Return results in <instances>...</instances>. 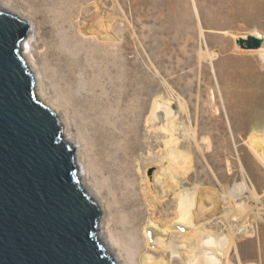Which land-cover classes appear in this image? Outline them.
Masks as SVG:
<instances>
[{
    "label": "rangeland",
    "instance_id": "obj_1",
    "mask_svg": "<svg viewBox=\"0 0 264 264\" xmlns=\"http://www.w3.org/2000/svg\"><path fill=\"white\" fill-rule=\"evenodd\" d=\"M2 2L22 14L32 27L27 50L32 51L46 97L60 104L66 122L70 116L67 95L52 72L58 66L49 60V42L57 46L73 42L69 68L77 65L74 52L82 51L93 65L100 66L104 57H115L120 68L131 65L142 78L141 88L142 80L150 79L149 90L134 101L135 108H142L145 101L147 111L126 154L143 199L133 226L135 247L125 246L117 232L110 234L120 262L146 264L147 254L157 257L155 248L145 244L142 227L150 216L159 227L171 222L175 217V191L195 189L191 209L198 232L184 248L177 246L179 237L174 233L165 234L176 245L174 248L182 255L197 251L199 243L206 244L210 235L217 238L222 233L228 250L217 264H264V220L259 221L252 212L243 222L245 231H232L231 225L238 222L224 215L228 203L232 204L231 192L240 188L255 192L253 205L264 213V165L247 145L249 135L264 129V60L254 50L238 48L233 39L235 35L258 33L264 48V0ZM85 31L91 32L90 36H85ZM73 72L72 91L78 92L84 73L80 69ZM166 99L171 101L170 106L174 103L177 108L181 103L184 109L178 114L182 125L174 135L177 140L162 127L159 111L150 127L145 126L152 104ZM68 133L78 138L76 130ZM83 167L79 164L78 170L83 172ZM87 181L101 191L89 175ZM147 181L152 185L151 195H147ZM149 197L152 208L143 202ZM103 199L109 202L107 195Z\"/></svg>",
    "mask_w": 264,
    "mask_h": 264
},
{
    "label": "bare ground",
    "instance_id": "obj_2",
    "mask_svg": "<svg viewBox=\"0 0 264 264\" xmlns=\"http://www.w3.org/2000/svg\"><path fill=\"white\" fill-rule=\"evenodd\" d=\"M0 9L24 19L22 14L13 8H9L2 0H0ZM27 23L29 24L28 21ZM29 28L27 31L29 35L26 34L20 42V55L25 61H28L27 67L33 76V80H35L34 85L37 87L35 91L38 92V97H42L41 100L44 101V104L49 105V108L54 111L58 122L61 125L64 123V126H62L63 140L72 148L75 164L77 166L79 164L84 165L83 172L77 169V175L81 180L79 185L84 189V192L89 193V196L99 206L101 216H99L96 226L97 240L101 242L105 253L114 259L115 264H122L120 255L115 249L116 246L110 239V234L114 231L117 232L119 236L117 234L116 236L120 237L119 239L123 241L125 246L135 247L136 232L133 226L135 219L140 215L139 204L143 199L139 193L140 191L137 192L138 185L136 186L137 183L133 178L132 170L127 165L126 154L131 144L135 142L142 114L147 111L145 101L142 102L144 104L142 108H135L134 101L143 92L149 90L146 87H150V79L147 77L142 80L144 87L141 88L140 81L142 78L140 79L136 75L131 65L129 68H120V62L115 57H104L100 61V66L93 65L90 62V57L82 51L74 52L77 65L75 68H69L67 62L70 54H72L70 48L73 42L60 43L59 46L56 45V42H49V60L58 66L52 72L60 80L67 95L66 105L70 116L67 118L69 121L66 122V116L62 112L60 104H56L46 97L42 78L36 67L32 51L30 48L27 50L26 44L32 38L30 32L32 27L30 30ZM90 33L85 31L83 34L90 36ZM254 35L261 37L258 33ZM101 37L107 38L105 35ZM238 37H245V35L233 36L234 41ZM238 48L240 47L238 46ZM244 50H254L258 53L259 58L264 60V48L262 46L257 49ZM76 69L82 70L85 80L80 91L73 92L72 89L75 86L73 71ZM92 73L97 76L92 75ZM170 104L171 101L168 99L156 101L152 104L150 113L147 114L144 121L145 126L150 127V121L156 111L161 112L159 119L162 122V127L167 131L169 130L171 139L173 137L174 140H177L174 135L182 125L178 119V114L183 112L184 109L180 105L181 103L177 104L176 109H172ZM71 130H76L77 139L76 136L68 133ZM247 145L253 155L264 165V129L259 133L249 135ZM88 175L101 189L100 192L96 191L87 181ZM147 188L149 191L147 195H149L152 188L149 181H147ZM231 193L233 195L232 204L228 203V210L225 211L224 215L231 218L230 221L238 222L231 225L230 229L232 231H245L246 226L243 225V222L250 217L252 212H255L259 221L264 220V213H261L255 204L253 205L254 191L240 188L239 190H233ZM106 195L109 199L107 204L103 199ZM174 195L176 196L174 219L165 226L159 227L155 219L150 216L141 229L145 244L150 247L153 246L152 248H155L158 255L153 257V255L147 254L145 263L217 264L226 256L228 250L226 237H223L222 233H219L217 238L210 235L206 244L201 245L199 243L197 251H190L183 255L182 252H178V248H174L176 245L173 246V241L165 236V234L174 233L180 239H178L177 246L184 248L187 240L198 232V228L193 223L194 217H192L193 211L191 209L195 200V189L193 191L178 189ZM225 198L228 200L227 196ZM143 202L148 203L146 205L152 208L150 197ZM152 212L154 213V211ZM156 245L158 249H156ZM167 252L170 253L168 260L165 258Z\"/></svg>",
    "mask_w": 264,
    "mask_h": 264
},
{
    "label": "water",
    "instance_id": "obj_3",
    "mask_svg": "<svg viewBox=\"0 0 264 264\" xmlns=\"http://www.w3.org/2000/svg\"><path fill=\"white\" fill-rule=\"evenodd\" d=\"M28 28L0 9V264H115L96 237L99 206L20 55ZM262 42L235 40L241 49Z\"/></svg>",
    "mask_w": 264,
    "mask_h": 264
}]
</instances>
